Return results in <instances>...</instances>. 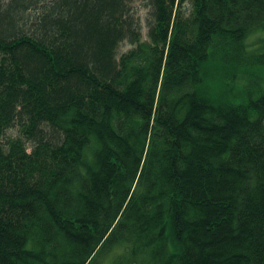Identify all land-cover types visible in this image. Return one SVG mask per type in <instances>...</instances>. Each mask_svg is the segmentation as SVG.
Returning <instances> with one entry per match:
<instances>
[{
	"label": "trees",
	"instance_id": "16d2710c",
	"mask_svg": "<svg viewBox=\"0 0 264 264\" xmlns=\"http://www.w3.org/2000/svg\"><path fill=\"white\" fill-rule=\"evenodd\" d=\"M142 3L0 0V264H264V0Z\"/></svg>",
	"mask_w": 264,
	"mask_h": 264
},
{
	"label": "rangeland",
	"instance_id": "374dc122",
	"mask_svg": "<svg viewBox=\"0 0 264 264\" xmlns=\"http://www.w3.org/2000/svg\"><path fill=\"white\" fill-rule=\"evenodd\" d=\"M143 0H132V4L135 7L136 12L138 13V16L141 20V25H142V37L144 40H146V25H145V17L147 14V8L144 7L143 5ZM130 48V45L127 42H122L120 44V47L118 49V53H122L125 52L126 50H128ZM241 83V87H247L250 85H254L256 87H258L259 85V80H256L254 82H252L249 78L248 79H244L240 81ZM240 85V84H239ZM224 87V86H223ZM208 88L212 90V94H214L215 96H221L224 92L223 88L220 86H217L214 82H210L208 83ZM227 95V94H226ZM225 95V96H226ZM115 255H116V251L110 253V254H106L102 257L99 258V262L98 264H111L112 263V256H113V261H115Z\"/></svg>",
	"mask_w": 264,
	"mask_h": 264
}]
</instances>
